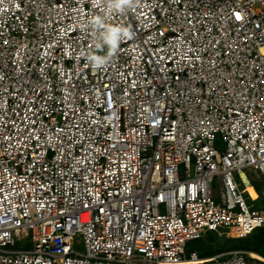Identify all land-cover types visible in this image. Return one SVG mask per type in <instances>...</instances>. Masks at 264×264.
I'll return each instance as SVG.
<instances>
[{"label": "built area", "instance_id": "obj_1", "mask_svg": "<svg viewBox=\"0 0 264 264\" xmlns=\"http://www.w3.org/2000/svg\"><path fill=\"white\" fill-rule=\"evenodd\" d=\"M243 195L264 0H0V264H264L186 255L264 227Z\"/></svg>", "mask_w": 264, "mask_h": 264}, {"label": "rangeland", "instance_id": "obj_2", "mask_svg": "<svg viewBox=\"0 0 264 264\" xmlns=\"http://www.w3.org/2000/svg\"><path fill=\"white\" fill-rule=\"evenodd\" d=\"M217 148L222 149L221 145H217ZM244 175H245L246 179L248 180L250 187L253 188V190L256 194L260 195V191L262 189V184L260 181L256 180L254 170H252V169L251 170H245ZM242 189L243 188L241 187V190ZM253 190H250L248 188V192H249L250 196L253 199H255L256 195L253 192ZM243 198H244L246 206L250 207L252 210H258V211L264 210V198L260 197L259 200L256 202L248 201V199H246L247 198L246 195H243ZM260 229H264V227H262ZM198 244H199L198 242H192L191 244H188L186 247V255H188L190 252H195V251L199 255L198 252H200V246ZM223 244H225L224 237L217 236L216 239L213 238L212 240H210L207 245L212 247V249H214L215 252L218 251L219 249H221L215 253L216 256H223V255H225L231 251H244L243 249L238 248V247L234 248L231 243H226V245L222 246ZM233 244H236V246H239L240 241L235 242ZM18 246H21L22 248H25V249L29 248L31 246L29 236H22L19 240ZM73 250H74V252H76L78 254L84 253L83 241H82V238L80 236H77L74 239ZM255 257L258 258L259 256L256 255Z\"/></svg>", "mask_w": 264, "mask_h": 264}, {"label": "trees", "instance_id": "obj_3", "mask_svg": "<svg viewBox=\"0 0 264 264\" xmlns=\"http://www.w3.org/2000/svg\"><path fill=\"white\" fill-rule=\"evenodd\" d=\"M217 236L218 235L216 233H208L203 238L194 241L199 243L198 245L200 246V252L198 253L200 257L214 256L216 252L221 250L219 249L218 251L215 252L214 249H212V247L207 245L210 240H212L213 238L216 239ZM224 241L225 244H223L222 246L226 245V243H231L234 248L238 247L246 252L255 253L261 258L264 257V229H256L244 239L237 240V239L224 238ZM238 241H240L239 246L233 244Z\"/></svg>", "mask_w": 264, "mask_h": 264}, {"label": "bare ground", "instance_id": "obj_4", "mask_svg": "<svg viewBox=\"0 0 264 264\" xmlns=\"http://www.w3.org/2000/svg\"><path fill=\"white\" fill-rule=\"evenodd\" d=\"M250 190H252V188H250V187H248ZM251 255H253V256H256L257 254H255V253H250ZM259 258H261V257H259Z\"/></svg>", "mask_w": 264, "mask_h": 264}, {"label": "snow or ice", "instance_id": "obj_5", "mask_svg": "<svg viewBox=\"0 0 264 264\" xmlns=\"http://www.w3.org/2000/svg\"><path fill=\"white\" fill-rule=\"evenodd\" d=\"M237 18H239V16H237Z\"/></svg>", "mask_w": 264, "mask_h": 264}]
</instances>
